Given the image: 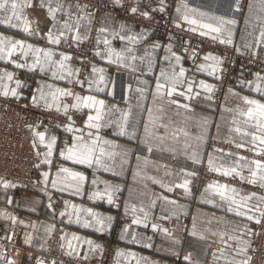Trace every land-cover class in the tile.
<instances>
[{
	"label": "crops",
	"instance_id": "1",
	"mask_svg": "<svg viewBox=\"0 0 264 264\" xmlns=\"http://www.w3.org/2000/svg\"><path fill=\"white\" fill-rule=\"evenodd\" d=\"M146 1L142 0V6L154 5L166 10L173 24L192 33L207 32L199 27L202 23L217 26L222 19L232 20L234 23L225 25L221 34L206 35L221 38L230 32L237 51L264 57V40L260 37L264 32V0ZM30 4L19 10L21 20L13 19L16 27L0 24V37L50 50L52 60L57 63L45 64L42 71L41 65L30 67L34 62L31 53L25 58L17 49L12 57L4 55L0 59V96L29 100L61 111L65 105L73 108L76 96H93L103 100L105 107L98 133L85 127L88 115L96 114L88 108H74L72 122L64 129L56 126L38 127L32 132L26 129L30 144L39 156L32 171L39 186L0 182V207H7L16 215L21 243L33 249L44 248L50 227L56 222L63 233L64 247L89 260H94L102 244L110 240L115 244L113 264H242L247 260L256 222L236 212L260 217V212L255 210L261 209L260 197L264 192L260 174L255 184L248 183L253 177L243 165L245 160H264V156L257 155L264 145H253L251 135H242L259 133L241 113L249 107L243 101L245 97L264 103V94L256 90L257 85L264 89V80L257 78L264 77V71H251L234 87H226L217 99L218 52L205 49L191 64L189 56L181 54L177 44L164 42L148 27L110 12L100 13L95 22L92 15L74 7L69 0H30ZM50 8L56 10L55 20ZM185 16L197 20V24L187 23ZM24 21L28 31L24 30ZM65 23L71 26V31L64 28ZM93 28L96 34L89 66L79 76L78 55L49 43L48 35L50 31L53 36L63 31L60 41H77L73 39L75 36L82 37L78 40L82 41ZM101 28L105 31L101 32ZM105 39L108 45L103 43ZM109 49L120 57H109ZM62 54L71 57L64 62L66 70L59 69ZM176 56L180 57L179 62ZM206 56L215 59L206 60ZM17 64L25 66L18 68ZM93 68L102 71L94 73ZM115 69L124 74L118 76L117 82ZM15 70L16 79L10 83L8 75L13 77ZM67 71L72 75H67ZM61 75L63 79L59 78ZM173 76L179 80L173 95H166L167 88L162 90L163 95H157V82L167 84ZM202 83L211 86V91H206ZM57 89L73 95L60 96ZM5 92L8 94L4 95ZM53 93L57 96L55 100ZM68 127L83 131L69 132ZM88 131L115 146L101 145L106 152L117 153L114 159L105 156L104 165L88 167L61 157L60 152L71 144L73 137L87 138ZM37 133L44 134L43 142ZM53 137L55 143L49 155L47 145ZM237 144L244 146L238 148ZM63 167L86 177L79 193L65 186L72 181L63 179L66 176L60 172ZM232 167L239 175L224 176L223 172ZM185 181L187 190L178 187ZM218 184L235 188L236 194L228 195L238 203L254 194L253 199L238 208L237 204L222 200L214 187L209 188ZM106 186L112 203L107 195L103 198L92 195L96 191L104 192ZM249 208L253 211L248 212ZM84 210L111 220H105L103 230H98L99 225ZM182 222L186 223L185 227ZM181 228L183 232L179 234L176 230Z\"/></svg>",
	"mask_w": 264,
	"mask_h": 264
},
{
	"label": "built area",
	"instance_id": "2",
	"mask_svg": "<svg viewBox=\"0 0 264 264\" xmlns=\"http://www.w3.org/2000/svg\"><path fill=\"white\" fill-rule=\"evenodd\" d=\"M74 7L83 8L93 16L96 22L102 12H110L121 19L128 20L139 26H146L164 42L178 45L183 55H188L194 64L200 53L211 49L220 54L217 74L215 76V97L218 98L226 87H234L240 79H245L253 70L264 71V57L260 54H246L235 49L232 43H220L211 36L192 33L173 24L170 14L157 6H142V0H69ZM234 0H232L233 2ZM146 2H150L147 0ZM132 8L137 11L133 13ZM95 29L82 41L71 39L61 40L59 47L69 54H77L79 76L89 66L93 36ZM123 72L115 69L116 82ZM15 70L10 83L16 79ZM128 76V75H126ZM74 108L68 112L46 108L29 100L0 96V182L8 181L30 187H38L32 176L38 154L30 144L26 129L32 132L38 127L56 126L66 128L71 123ZM264 197V192L263 196ZM0 221V264H113L115 244L106 241L102 244L94 260L85 259L68 251L63 245V233L58 223H52L44 248L33 249L20 241V227L16 219L10 220L11 210ZM264 211V201L261 202ZM13 215V214H12ZM260 223L255 224L254 236L247 250L250 264H264V216L259 217ZM186 226L185 222H182ZM174 227L171 226V229ZM179 234L183 228L176 230Z\"/></svg>",
	"mask_w": 264,
	"mask_h": 264
},
{
	"label": "snow or ice",
	"instance_id": "3",
	"mask_svg": "<svg viewBox=\"0 0 264 264\" xmlns=\"http://www.w3.org/2000/svg\"><path fill=\"white\" fill-rule=\"evenodd\" d=\"M27 6H31L30 4V0H23V2H21V0H0V24H8L12 27H16L17 25L14 24L12 21L13 19L15 20H21V12L19 11L20 9L27 7ZM42 6V5H41ZM62 7V6H60ZM55 9H49V12L51 14V17L53 20H55ZM131 11L133 13H135L137 11L136 8H132ZM185 21L189 24H197V20L195 19H189L188 16L184 17ZM234 21L232 20H227V19H222L220 21V23L217 26H213L212 24H200L199 27L202 29H206L207 32H201V35H206L209 33H215V34H221L222 32L225 31V25L228 24H233ZM25 27L24 30L28 31V25H27V21H24ZM64 28L68 29L69 31H71V26L68 25L67 23L64 24ZM101 32H104L105 29L101 28L100 29ZM64 33L63 31H61L59 33V35L57 36H53L51 31L49 32L48 35V40L49 43L52 44H59L60 43V37L63 36ZM218 35H213L211 38L213 40H216L218 38ZM260 37L262 40H264V32H261ZM73 39L76 40H80L82 39V37L79 36H75L73 37ZM121 39H123V37H121ZM103 43L105 45L109 44V41L107 39H105L103 41ZM220 43H228L231 44L232 40H231V33L229 32L228 36L226 39H220ZM17 49H20L22 51V55L27 58L29 56V53L32 54V56L34 57V62L33 65L30 67H33L35 65H41V70H44V65H53L56 64V61L52 60L53 57V52L52 51H45L43 49L40 48H34L31 44H27L25 45L22 42L19 41H12V40H7L4 37H0V59L3 58L4 55L8 56V57H12L13 53L16 52ZM99 55V53H97ZM112 55H116L118 58L120 57L119 53H115L114 50L109 49L108 51V56L111 57ZM175 55V54H173ZM176 61L179 62L180 57L176 56ZM71 57L68 55H61V59L58 62L59 65V69L61 70H66V65H65V61L70 60ZM133 59H135V57H133ZM206 60L209 59H215L212 56H206L205 57ZM218 63V61H217ZM18 68H22L25 65L23 64H17L16 65ZM92 71L95 73L97 71H102L100 69H96L93 68ZM53 75H57L56 72L53 73ZM67 75L71 76L72 72L71 71H67ZM161 75L164 76L165 74L163 72H161ZM184 75V71L183 69L180 70L179 72V76H183ZM60 79H63L64 76H60ZM258 79H262L264 80V77H257ZM8 79L11 80L12 76L9 74L8 75ZM104 77L101 76L100 77V81L103 82ZM179 83V80L177 77L173 76L172 78L169 79L168 83H162L160 81L157 82L156 84V88H157V95H163L162 90L167 88V96H172L173 93L176 91V86ZM83 86V85H81ZM206 91H211V86L207 85V84H203L201 85ZM17 87H20V82L17 81ZM256 90L258 92H261L262 94H264V89H261L259 85L256 86ZM188 91L191 92L192 89L191 87L188 88ZM56 93H59L60 96H72L73 93L71 92H65L62 91L60 89L56 90ZM56 93H53V99H57ZM8 93L5 92L4 95H7ZM17 93L15 92V90L12 91V95L15 96ZM181 95H183V93H181ZM35 99V98H34ZM76 103L72 105L73 108L79 110L81 108H88L91 110L95 111V115H88L87 117V123L85 124V127L87 129H95L96 132L98 133L100 128H101V123L100 121L103 119V109L105 107L104 105V101L103 100H98L93 96H85V97H80V96H76L75 97ZM243 101L246 105H248L249 107L246 109V111L242 112L241 115H244L247 117V122H252V126L255 128V130L259 133V135L257 134H250L248 132H243L242 135L244 136H248L251 135V142L253 143V145H255L256 143H259V145H264V103H260L257 100H253V99H248V98H243ZM171 103H176L175 101H171ZM182 107H187L182 106ZM59 110V108H58ZM64 111L65 113L68 112V106L65 105L64 106ZM161 111H163V109H161ZM69 119H71V117H69ZM125 121L127 120V115L124 116L123 118ZM121 127V131L120 134L123 135L124 134V127L123 125L120 126ZM67 131L72 132V131H76V132H82L83 130L81 129H73L72 127H68ZM235 131L237 133H241V129L240 128H236ZM37 135L39 136V139L41 142H43L45 140V136L43 133H37ZM55 143V137L52 138L51 143H49L47 145V147L49 148V155H51V148L52 145ZM101 145H108L109 147H115L114 145H110L109 141L107 140H101V137L99 135H95L92 131H88L87 132V138H85V135H79V136H75L72 139V142L70 145L66 146V149L64 151L60 152L61 157H63L65 160L67 161H71L74 164H79V165H86L88 167H93V166H102L105 164L104 161V157L107 156L109 159H114L115 156L117 155V153L115 152H106L105 148ZM238 148L243 147V144H237L236 145ZM257 155L259 156H264V149H261V151L257 152ZM240 160H245L244 157H240ZM211 163V161H210ZM243 166L248 167L251 176L253 177V179L249 180L248 183L250 184H255L256 183V177L259 175V180L261 181V187H264V160H251V161H247L245 160V164ZM60 172L65 173L66 176L63 178L65 181H72L71 184H65L66 187H71L74 189V191L76 193H79L81 190V186L82 184L85 182L86 177L78 171H72L67 167H63L60 169ZM239 175V173L237 172V169L235 167H232L228 170H225L223 172L224 176H230V175ZM45 178L47 179L48 174L45 173L44 174ZM243 178V177H242ZM95 183V181H94ZM5 187H7L8 185L5 184ZM56 186V182H53V187ZM178 187H183L185 190L188 189V182L185 181V183L183 185H178ZM215 189V192L217 195H219L221 197L222 200H226V201H231L232 204H237V207H242V206H246L247 202L253 199V196H245L241 199V201L238 203L233 196L228 195L229 193L232 194H236V189L235 188H231L228 185H209V188H213ZM93 197L96 198H103L105 195H107L108 198V202L112 203V197L109 193V186L105 187L104 192H100V191H96L93 194ZM260 200L264 201V197H260ZM229 211H232V208L228 209ZM256 211L260 212L261 216H264V211H261V209L259 207L255 208ZM87 211L88 215L90 217L93 218V220L95 221V223L97 225H99L98 230H103L104 226H105V220L110 221L111 217H101L99 216V214L92 212L91 210H84ZM253 209L249 208L248 212H252ZM236 215L238 216H246V218L248 220H255L256 223H260V219H257L255 216L253 215H248L246 212H240L237 211ZM87 226V225H86ZM88 243H91L90 241ZM241 252L246 251L245 249H240ZM231 264V262H230ZM242 264H250V259L249 260H245L242 262Z\"/></svg>",
	"mask_w": 264,
	"mask_h": 264
},
{
	"label": "rangeland",
	"instance_id": "4",
	"mask_svg": "<svg viewBox=\"0 0 264 264\" xmlns=\"http://www.w3.org/2000/svg\"><path fill=\"white\" fill-rule=\"evenodd\" d=\"M78 41V40H77ZM10 98V97H9ZM217 99H219V97L217 98ZM38 186H39V184H38ZM9 210H8V208L7 207H0V221H2L1 219L6 215V213L8 212ZM7 215H10V217H11V221L13 222V220H15L16 219V215H12V214H7ZM17 221V220H16Z\"/></svg>",
	"mask_w": 264,
	"mask_h": 264
}]
</instances>
